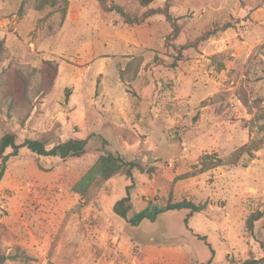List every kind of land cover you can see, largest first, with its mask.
<instances>
[{"label":"rangeland","instance_id":"rangeland-1","mask_svg":"<svg viewBox=\"0 0 264 264\" xmlns=\"http://www.w3.org/2000/svg\"><path fill=\"white\" fill-rule=\"evenodd\" d=\"M41 1L0 0V139L88 144L9 157L0 264L263 258L264 217L257 233L246 219L264 210V0ZM107 152L152 168L134 172L128 219L113 211L126 175L75 190ZM182 200L206 209L131 223Z\"/></svg>","mask_w":264,"mask_h":264},{"label":"trees","instance_id":"trees-1","mask_svg":"<svg viewBox=\"0 0 264 264\" xmlns=\"http://www.w3.org/2000/svg\"><path fill=\"white\" fill-rule=\"evenodd\" d=\"M41 1V0H40ZM68 2V0H63ZM104 1V0H98ZM142 6H149L155 0H138ZM43 6L49 5L51 7L58 3V0H42ZM124 17H128L127 13L119 6L113 8ZM111 10V9H110ZM167 15V13H165ZM226 25L225 27H227ZM88 144V137L86 138H70L66 141L59 142L53 145L43 141L42 138H26L23 142L18 143L17 135L14 132H6L0 139V159L2 163L0 165V181L3 178L6 171V163L11 156L19 154L20 149L23 147L28 148L30 151L43 156H54L62 159L80 157L86 152ZM8 149H12L11 152L7 153ZM207 167H211L207 164ZM139 170L140 172L152 171V168H146L141 161L127 160L122 155L113 152H107L101 154L95 164L88 170V172L82 177L81 181L75 186V190L85 194L87 189L95 182H103L113 178L115 175L122 174L131 178L132 183L126 187V195L117 200L113 206L115 214L123 219H128V212L132 209V197L130 190L134 184V172ZM176 209H187L189 210V216L186 217L185 223L188 225L189 217L195 212H201L206 209L205 204H196L191 200H182L179 202L167 201L166 205L159 207L154 211V214L142 213L138 220H131V223H137L144 218L154 219L160 212L165 210H176ZM264 217V210H257L252 212L246 219V227L249 231H254L255 222ZM209 245V243H208ZM264 251V243L261 244ZM215 256L214 250L212 249V257L203 264L212 262ZM264 258V257H263ZM263 258L249 257L243 262L238 264H260Z\"/></svg>","mask_w":264,"mask_h":264},{"label":"crops","instance_id":"crops-1","mask_svg":"<svg viewBox=\"0 0 264 264\" xmlns=\"http://www.w3.org/2000/svg\"><path fill=\"white\" fill-rule=\"evenodd\" d=\"M257 227H258V224L256 223V224H255V228H254V229H255V233H257V230H256ZM193 249H194V248H192V249L190 248V249H189L190 258L192 257V258H195V259L197 260V258H196L197 256H196L195 250H193ZM211 257H212V255H211ZM211 257H210V258H211ZM210 258H208V259H210ZM203 262H205V261H203Z\"/></svg>","mask_w":264,"mask_h":264}]
</instances>
